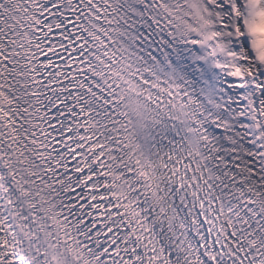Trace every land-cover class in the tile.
<instances>
[{
  "label": "snow or ice",
  "instance_id": "6c2138e0",
  "mask_svg": "<svg viewBox=\"0 0 264 264\" xmlns=\"http://www.w3.org/2000/svg\"><path fill=\"white\" fill-rule=\"evenodd\" d=\"M0 264H264V0H0Z\"/></svg>",
  "mask_w": 264,
  "mask_h": 264
}]
</instances>
